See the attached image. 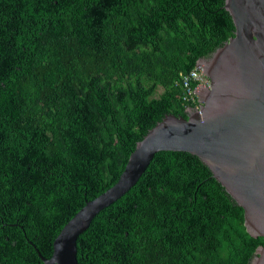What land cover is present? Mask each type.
I'll list each match as a JSON object with an SVG mask.
<instances>
[{
  "label": "trees",
  "instance_id": "1",
  "mask_svg": "<svg viewBox=\"0 0 264 264\" xmlns=\"http://www.w3.org/2000/svg\"><path fill=\"white\" fill-rule=\"evenodd\" d=\"M224 2L0 0V264L49 259L148 131L188 117L181 75L234 36ZM76 245L78 264H250L264 238L197 157L161 151Z\"/></svg>",
  "mask_w": 264,
  "mask_h": 264
},
{
  "label": "water",
  "instance_id": "2",
  "mask_svg": "<svg viewBox=\"0 0 264 264\" xmlns=\"http://www.w3.org/2000/svg\"><path fill=\"white\" fill-rule=\"evenodd\" d=\"M224 9L235 32L199 61L211 84L194 89L199 111L187 108V118L165 116L149 130L117 182L64 225L53 241L52 256L38 254L42 264H78V236L137 183L161 151L197 157L243 209L248 234L264 238V0H225ZM250 264H264V246L256 249Z\"/></svg>",
  "mask_w": 264,
  "mask_h": 264
},
{
  "label": "built area",
  "instance_id": "3",
  "mask_svg": "<svg viewBox=\"0 0 264 264\" xmlns=\"http://www.w3.org/2000/svg\"><path fill=\"white\" fill-rule=\"evenodd\" d=\"M210 85V79L205 74L203 65L197 62L189 73L181 75V86L183 88L182 101L191 104L194 110L199 111L201 102H199L198 95L193 93L194 89L197 86L210 88ZM187 108H190V106Z\"/></svg>",
  "mask_w": 264,
  "mask_h": 264
},
{
  "label": "rangeland",
  "instance_id": "4",
  "mask_svg": "<svg viewBox=\"0 0 264 264\" xmlns=\"http://www.w3.org/2000/svg\"><path fill=\"white\" fill-rule=\"evenodd\" d=\"M162 90L161 89H159V93L161 92Z\"/></svg>",
  "mask_w": 264,
  "mask_h": 264
},
{
  "label": "flooded vegetation",
  "instance_id": "5",
  "mask_svg": "<svg viewBox=\"0 0 264 264\" xmlns=\"http://www.w3.org/2000/svg\"><path fill=\"white\" fill-rule=\"evenodd\" d=\"M202 89V88H201ZM204 89V88H203Z\"/></svg>",
  "mask_w": 264,
  "mask_h": 264
}]
</instances>
